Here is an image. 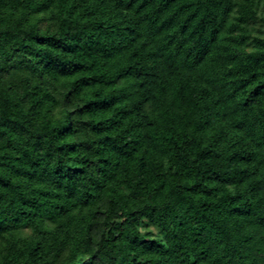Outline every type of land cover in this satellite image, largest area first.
<instances>
[{
    "label": "trees",
    "instance_id": "16d2710c",
    "mask_svg": "<svg viewBox=\"0 0 264 264\" xmlns=\"http://www.w3.org/2000/svg\"><path fill=\"white\" fill-rule=\"evenodd\" d=\"M0 264H264V0H0Z\"/></svg>",
    "mask_w": 264,
    "mask_h": 264
}]
</instances>
